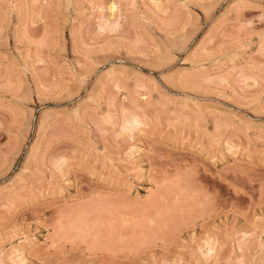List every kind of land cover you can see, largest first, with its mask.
<instances>
[{
  "label": "rangeland",
  "instance_id": "1",
  "mask_svg": "<svg viewBox=\"0 0 264 264\" xmlns=\"http://www.w3.org/2000/svg\"><path fill=\"white\" fill-rule=\"evenodd\" d=\"M0 264H264V0H0Z\"/></svg>",
  "mask_w": 264,
  "mask_h": 264
},
{
  "label": "bare ground",
  "instance_id": "2",
  "mask_svg": "<svg viewBox=\"0 0 264 264\" xmlns=\"http://www.w3.org/2000/svg\"><path fill=\"white\" fill-rule=\"evenodd\" d=\"M113 8V7H112Z\"/></svg>",
  "mask_w": 264,
  "mask_h": 264
}]
</instances>
